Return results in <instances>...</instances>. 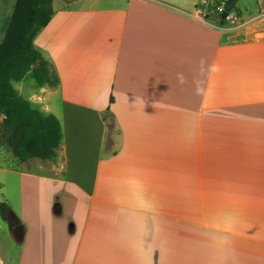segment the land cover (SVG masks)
I'll return each instance as SVG.
<instances>
[{
	"label": "crops",
	"instance_id": "0c3cea01",
	"mask_svg": "<svg viewBox=\"0 0 264 264\" xmlns=\"http://www.w3.org/2000/svg\"><path fill=\"white\" fill-rule=\"evenodd\" d=\"M243 1L224 29L197 0H52L32 47L57 84L13 87L61 145L0 167L37 183L6 213L17 264H264V9Z\"/></svg>",
	"mask_w": 264,
	"mask_h": 264
},
{
	"label": "trees",
	"instance_id": "16d2710c",
	"mask_svg": "<svg viewBox=\"0 0 264 264\" xmlns=\"http://www.w3.org/2000/svg\"><path fill=\"white\" fill-rule=\"evenodd\" d=\"M223 1L225 11L231 12L237 10L241 0ZM52 14V0H15L0 41V116H4V126L10 131L6 141L21 163L33 158L52 161L61 145L58 119L34 109L13 87V82L29 73L38 85L57 84L48 63L32 47L34 37L49 23ZM7 209L5 202L0 203L2 221L7 219Z\"/></svg>",
	"mask_w": 264,
	"mask_h": 264
},
{
	"label": "rangeland",
	"instance_id": "374dc122",
	"mask_svg": "<svg viewBox=\"0 0 264 264\" xmlns=\"http://www.w3.org/2000/svg\"><path fill=\"white\" fill-rule=\"evenodd\" d=\"M223 0H209L208 6V14L205 17L208 21H216V25H221L222 28L232 26L228 23H222L221 20L217 18L215 15V7ZM255 2L259 6H255ZM243 3H247L251 5V14L257 13L264 9V0H244ZM235 15L237 18L239 17L237 12ZM264 12L261 11L258 15L255 16V20L260 18V15ZM260 20V19H259ZM239 22V19L237 20ZM236 23V21H235ZM263 28V27H262ZM262 28L257 30L259 33L261 32ZM225 29V28H224ZM31 78L30 73L28 74ZM112 131V136L110 137V133ZM10 131L4 126V116H0V167H8L14 169H24V168H31L35 167V163L39 164L38 161L29 159L25 163H21L18 161L15 154L12 152L11 148L9 147L6 139L9 136ZM114 132L112 129L109 130V141L113 139ZM111 138V139H110ZM108 141V140H107ZM109 143V142H108ZM111 144V143H110ZM34 159V158H33ZM46 164V163H42ZM32 186H37L35 180L28 179V178H21L16 175L6 171L0 170V203L5 202L9 209L17 213L19 208V189L22 188L23 192L22 197L29 196L27 195ZM27 200V198L25 199ZM13 224L12 219L9 222L2 221L0 218V264H17L19 260V245L18 242L20 240V230L16 229L13 230L11 225Z\"/></svg>",
	"mask_w": 264,
	"mask_h": 264
},
{
	"label": "built area",
	"instance_id": "2783aa9c",
	"mask_svg": "<svg viewBox=\"0 0 264 264\" xmlns=\"http://www.w3.org/2000/svg\"><path fill=\"white\" fill-rule=\"evenodd\" d=\"M208 6H209V0H197V4L195 5L193 12L190 14V18H192L195 21L198 22H206L207 20L205 17L208 14ZM227 12L224 9V1H221L218 5L215 7V15L219 20H221L222 23H228V24H235V21H237V16L235 15L234 11L227 12V16L224 19H221V13ZM260 21L263 24V28L261 32L259 33L258 38L264 41V12L260 15Z\"/></svg>",
	"mask_w": 264,
	"mask_h": 264
},
{
	"label": "water",
	"instance_id": "95a60500",
	"mask_svg": "<svg viewBox=\"0 0 264 264\" xmlns=\"http://www.w3.org/2000/svg\"><path fill=\"white\" fill-rule=\"evenodd\" d=\"M226 16H227V12L221 13V19H224ZM33 67L34 68H37L38 67V64H35Z\"/></svg>",
	"mask_w": 264,
	"mask_h": 264
}]
</instances>
